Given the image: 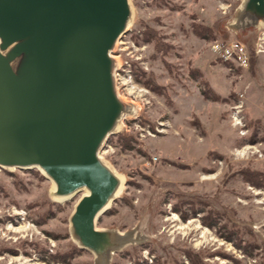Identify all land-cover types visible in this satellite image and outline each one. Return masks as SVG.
I'll list each match as a JSON object with an SVG mask.
<instances>
[{"label":"rangeland","instance_id":"obj_1","mask_svg":"<svg viewBox=\"0 0 264 264\" xmlns=\"http://www.w3.org/2000/svg\"><path fill=\"white\" fill-rule=\"evenodd\" d=\"M243 1L129 0L131 20L112 55L119 68L129 65L139 90L130 94L119 86L120 98L133 107L115 134H128V140L118 147L113 137L100 156L120 176L122 186L96 227L132 231L138 241L114 253L110 264H131L120 252L141 244L148 246L139 253L147 264L154 257L159 264H171L173 257L188 264L181 247L228 255L205 257L210 264H254L264 253L260 246L249 257L218 228L201 222L208 208L222 212L228 207L244 236L250 225L264 243V188L239 177L223 182L224 176L245 166L264 170V24L232 28ZM194 26L201 27L204 37L194 33ZM148 29L165 51L145 41ZM232 40L252 55L247 68L218 60L209 48L212 41ZM137 68L146 75L135 77ZM150 75L155 90L143 83L146 78L151 82ZM235 114L241 126L234 123ZM253 129L261 139L246 141ZM210 152L222 158H212ZM52 188L35 168H0V264H93L91 252H71L72 246L79 247L70 236L69 217L81 194L55 200ZM191 200L202 211L182 220L180 212H191ZM47 203L53 214L37 225ZM176 205L179 212L173 209ZM56 254L66 256L65 262L42 259Z\"/></svg>","mask_w":264,"mask_h":264},{"label":"water","instance_id":"obj_2","mask_svg":"<svg viewBox=\"0 0 264 264\" xmlns=\"http://www.w3.org/2000/svg\"><path fill=\"white\" fill-rule=\"evenodd\" d=\"M131 16L129 0H0V168L39 170L56 198L81 194L70 236L93 264L138 241L96 227L122 185L100 151L132 111L111 56ZM259 23L264 0H244L231 26Z\"/></svg>","mask_w":264,"mask_h":264},{"label":"trees","instance_id":"obj_3","mask_svg":"<svg viewBox=\"0 0 264 264\" xmlns=\"http://www.w3.org/2000/svg\"><path fill=\"white\" fill-rule=\"evenodd\" d=\"M194 33L198 36H201V27L200 26H194ZM143 37L145 39L146 42H153L154 43V47L156 49V51H165L166 47L159 41V37L155 35L154 31L152 30H146L143 33ZM204 37V36H201ZM252 58V55H251ZM250 58V64H251V59ZM224 63H227L229 65H233L234 64L232 62L229 61H223L221 59H218ZM240 68V67H239ZM134 75H136L135 77L138 78L139 77H144L146 74L141 71V69L137 68L134 72ZM149 77V76H148ZM152 78V76L150 75V79ZM143 83L147 86H149L152 90H155V84L153 82V79H151V82L149 80H147V78L145 80H143ZM153 83V84H151ZM113 137H117V142L115 145H118V147L121 145L122 141H126L128 140V134H113L108 138V142H110V140ZM256 139H261L260 137H257V132L253 129L252 133L247 136L246 141H250V142H254L256 141ZM122 146V145H121ZM125 146V145H123ZM209 155H212V158H222V156L220 154H213V152H210ZM212 169H207V171H211ZM231 177H239L240 179H242L244 182L247 183H251L252 185H255L257 187H263L264 188V170L262 169H254L250 166H245L242 168H239L237 170H233L232 172H230L229 174H227L226 176H224L223 178V182L227 180V178H231ZM194 201H190V203L188 204L190 206V213H188L187 211L184 212H180V217L182 220H186L187 218H189L190 216H194L197 211H202L199 208H196L195 205L193 203ZM198 203H200L198 201ZM48 207L46 210V215L44 217L45 213H40L38 218L35 220V223L37 225H41L45 220H47L46 216L48 215V217L50 215L53 214V211L51 210V203H47ZM110 208H108L106 211H108ZM175 212H179L177 205L173 207ZM222 212L220 211H216L212 208H208L207 211H203V215L201 216V222L202 224L208 226V227H216L219 229V232L221 233V236L227 240L230 241L234 244V246L240 250H242L247 256L249 257H253L252 255L257 254V252H253L256 251V249L258 247H262V251L264 252V243H262L263 241L259 238V236L252 230L250 225L245 226V231H246V235L244 236L243 234V230L241 229L242 225H239L235 222L232 221L230 215H234L233 209L228 208V207H224L222 210ZM232 213V214H231ZM230 217V218H229ZM224 232V234H223ZM148 248V246H146V244H141L138 246H130L127 247L126 249H124L123 251L120 252V255L122 258H125L127 260H129L131 262V264H147L146 261H142V259L140 260V250L141 249H145ZM183 248V250H182ZM36 251H40V254H45L46 250H42L41 248L37 249L35 248ZM182 252H184L185 257L188 260V264H210L208 262H206L204 260L205 257H211L216 253H220L223 257H228L227 254H225L224 252L221 251H210L208 249H202V250H198L195 251L189 247H181L180 248ZM83 249L81 248H76L75 246L71 247V252L74 254L76 252L82 251ZM11 252L13 250H10ZM152 251V250H151ZM118 253V252H117ZM65 257L61 254H56V255H52L50 256L51 260H48L47 258H42L45 259L46 261H48L49 263H53V262H62L64 263L65 261ZM159 260L154 257V261L151 264H159ZM171 264H185L184 262H182L180 259L178 260L176 257H173L170 261ZM254 264H264V253L261 254L260 257H258L257 262H254Z\"/></svg>","mask_w":264,"mask_h":264},{"label":"built area","instance_id":"obj_4","mask_svg":"<svg viewBox=\"0 0 264 264\" xmlns=\"http://www.w3.org/2000/svg\"><path fill=\"white\" fill-rule=\"evenodd\" d=\"M209 48L217 59L232 62L235 66H238L241 68H247L250 64V58H251L250 54L247 48L239 41H235V40L228 41V42L212 41L210 43ZM128 66L129 65L127 64V67ZM127 67L125 69L119 68L116 65L114 67V80H115V85H116L118 95L120 97L121 95L119 94L118 90H120L119 86L121 85H123L124 90L130 94H133V93L138 94L137 92L139 90L137 87L135 88L136 84L133 82L132 76L130 74V71L127 70ZM239 108L240 106L237 105L234 109L236 110V112H239ZM235 116L238 117L239 124H237ZM233 121L238 126L242 125L240 117L237 116L236 114L233 115Z\"/></svg>","mask_w":264,"mask_h":264},{"label":"bare ground","instance_id":"obj_5","mask_svg":"<svg viewBox=\"0 0 264 264\" xmlns=\"http://www.w3.org/2000/svg\"><path fill=\"white\" fill-rule=\"evenodd\" d=\"M111 56L113 57V55H112V52H111ZM133 107V106H132ZM137 107V106H136ZM120 124V123H119ZM7 170H9V169H7ZM122 180V179H121ZM122 186V185H121ZM120 189H121V187H120ZM120 189L118 190V192L120 191ZM54 190V186H53V188H52V191ZM118 192H117V194H118ZM116 194V195H117ZM83 195H84V193H83ZM116 195H115V197H116ZM55 200H60V199H62V198H56V197H53Z\"/></svg>","mask_w":264,"mask_h":264}]
</instances>
